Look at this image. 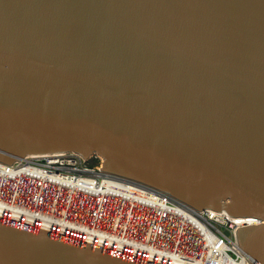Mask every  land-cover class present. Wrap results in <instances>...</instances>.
Listing matches in <instances>:
<instances>
[{
  "label": "water",
  "instance_id": "1",
  "mask_svg": "<svg viewBox=\"0 0 264 264\" xmlns=\"http://www.w3.org/2000/svg\"><path fill=\"white\" fill-rule=\"evenodd\" d=\"M66 152L264 264V0H0V161ZM0 264L158 263L0 216Z\"/></svg>",
  "mask_w": 264,
  "mask_h": 264
},
{
  "label": "built area",
  "instance_id": "2",
  "mask_svg": "<svg viewBox=\"0 0 264 264\" xmlns=\"http://www.w3.org/2000/svg\"><path fill=\"white\" fill-rule=\"evenodd\" d=\"M91 158L100 159L95 156L85 159L78 153L66 152L28 155L21 160H15L12 165L1 161L0 164L13 168L29 166L27 169L37 167L58 172L74 187L78 182L81 183L80 180L91 177H98L99 184L100 175L105 174L101 169V160L99 164L91 165ZM128 182L149 192L148 197L136 200L132 198L135 196L132 193L129 195L131 198L127 199L108 196L90 200V197L72 191H61L60 194L47 196L44 190L41 193L39 183L37 188L34 187L33 177L21 176L8 183L0 182V205L6 207V211L1 210L0 216L33 224L30 222L32 219L27 218L30 215L21 214L39 215L49 220L44 223L49 225V229L59 231L63 229L61 224H65V217L68 222L73 217L75 229L82 228L86 223L89 230L100 235L96 236L98 240L111 243H115L112 240H117L121 243L116 244L118 247L121 245L119 249L124 252L132 251L124 243L134 244L133 248L139 250V255H133L158 264H251L240 251L237 230L247 225L259 224L257 218L234 217L214 210L198 211L165 192ZM149 195L153 196L152 203ZM73 203L78 205L76 212ZM164 207L176 208V212H163ZM58 223L60 225L55 228L54 224Z\"/></svg>",
  "mask_w": 264,
  "mask_h": 264
},
{
  "label": "bare ground",
  "instance_id": "3",
  "mask_svg": "<svg viewBox=\"0 0 264 264\" xmlns=\"http://www.w3.org/2000/svg\"><path fill=\"white\" fill-rule=\"evenodd\" d=\"M28 167L29 166H19V168H13L12 166H5V165L0 164V182L4 184L10 181L17 180L18 178H21V176H31L33 177V179H35L34 187L37 188V183H39L41 186V193L44 190L47 196L54 194V193L60 194L61 191L62 192L72 191L73 193L90 197V200H97V199H102V198L104 199L108 196L109 198H113L115 196V197H120L121 199H127V198H131L129 197V195L132 193L135 194V196L132 198L139 200L140 198H147L149 194V192L145 191L143 188L137 186L134 183H130L125 180H119L116 178H110V176L107 175L106 173L103 176L100 175L101 179H100L99 184L97 180L98 177H91V178L80 180L81 183L78 182L76 186L72 187V183L68 181L67 179H65L64 175H60L58 172H52L47 169H41L37 167H30V169H27ZM82 182H83V185H82ZM151 198L152 199L150 200V202L152 203L153 196H151ZM76 207H78V205H76V203H73V209H75ZM175 209L176 208L170 209L168 207H164L163 212H169V213H171L172 211L176 212ZM1 210L6 211V207L4 205H0V214H2ZM77 210L78 209H75L74 212H76ZM21 215L22 216L30 215V217H27V218L34 220L33 222L32 220L30 221L33 224H29V223H26V224H29L31 226H38V227L43 226L49 229V225L44 224L46 222H49V220H45L43 217L39 215H31V214H21ZM7 219L20 222V223L25 222L19 219H13V218H8V217ZM69 219H71L70 222H68L67 221L68 219H66L65 217V219L63 220L65 224H61V229L63 228L64 232L66 231L76 232V234H74L75 236L74 235H69V236L79 237L80 239L88 241V242H95V241H97V243L100 242V240L96 238V236H100V235H97L94 231L89 230L86 223L82 226V228L75 229L73 217ZM36 224H39L40 226ZM59 225H60L59 223L54 224L55 228L56 226H59ZM53 232L58 233L56 231H53ZM112 241L115 243H121L117 240H112ZM124 244L127 246L128 250H132V251L124 252V251H121L120 249L119 251L124 252L129 255L139 252V250L133 248L134 244H131V243H129V245L126 243ZM180 264L182 263L180 262Z\"/></svg>",
  "mask_w": 264,
  "mask_h": 264
},
{
  "label": "flooded vegetation",
  "instance_id": "4",
  "mask_svg": "<svg viewBox=\"0 0 264 264\" xmlns=\"http://www.w3.org/2000/svg\"><path fill=\"white\" fill-rule=\"evenodd\" d=\"M120 180H121V178H119ZM78 229V228H77ZM53 230V229H52ZM53 231H56V232H58V233H61V234H68V235H73V233L74 234H76V232L74 231V232H63V230L60 232L59 230H53ZM78 234V233H77ZM75 236V235H74ZM77 236V235H76ZM94 243H97V241H95ZM97 244H100V245H102V246H104V247H106V248H108V249H113V250H117V247H118V244H116V243H111V242H103V241H100V242H98ZM119 248H121V245H119V247H118V249ZM117 251H119V250H117Z\"/></svg>",
  "mask_w": 264,
  "mask_h": 264
},
{
  "label": "rangeland",
  "instance_id": "5",
  "mask_svg": "<svg viewBox=\"0 0 264 264\" xmlns=\"http://www.w3.org/2000/svg\"><path fill=\"white\" fill-rule=\"evenodd\" d=\"M99 160H100V159H97V158H91V159H90V164H91V165L99 164V163H100Z\"/></svg>",
  "mask_w": 264,
  "mask_h": 264
}]
</instances>
